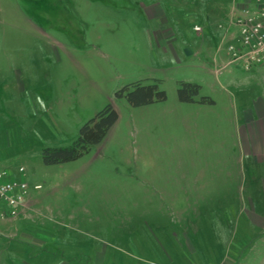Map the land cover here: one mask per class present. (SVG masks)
Here are the masks:
<instances>
[{
	"label": "rangeland",
	"instance_id": "rangeland-1",
	"mask_svg": "<svg viewBox=\"0 0 264 264\" xmlns=\"http://www.w3.org/2000/svg\"><path fill=\"white\" fill-rule=\"evenodd\" d=\"M240 2L0 0V168L31 201L0 219V264H264V71L227 66ZM137 84L166 100L131 106ZM109 105L101 144L45 163Z\"/></svg>",
	"mask_w": 264,
	"mask_h": 264
},
{
	"label": "built area",
	"instance_id": "built-area-1",
	"mask_svg": "<svg viewBox=\"0 0 264 264\" xmlns=\"http://www.w3.org/2000/svg\"><path fill=\"white\" fill-rule=\"evenodd\" d=\"M253 2L252 10L244 5L236 25L241 28L239 36L240 47L231 46L228 50L229 65L242 66L245 70L264 66V0H249ZM200 32V28H195ZM25 169H19L18 180L13 171L0 168V219L15 220L22 212L29 197V184L25 180ZM41 189L36 186L35 190Z\"/></svg>",
	"mask_w": 264,
	"mask_h": 264
},
{
	"label": "trees",
	"instance_id": "trees-1",
	"mask_svg": "<svg viewBox=\"0 0 264 264\" xmlns=\"http://www.w3.org/2000/svg\"><path fill=\"white\" fill-rule=\"evenodd\" d=\"M188 90H192V94H187ZM199 90L200 87L197 85L183 84L180 89V100L186 103L196 102L195 96L199 94ZM127 99L131 106L142 107L153 104L156 101L166 100V94L163 91H159V86L156 84L150 86L137 84L134 91L129 93ZM118 119V113L109 105L82 128L79 139L73 147L55 150L47 149L44 154L45 163L56 165L81 158L93 146L99 145L105 140L109 131L118 122Z\"/></svg>",
	"mask_w": 264,
	"mask_h": 264
},
{
	"label": "crops",
	"instance_id": "crops-1",
	"mask_svg": "<svg viewBox=\"0 0 264 264\" xmlns=\"http://www.w3.org/2000/svg\"><path fill=\"white\" fill-rule=\"evenodd\" d=\"M247 1L248 0H241V2L238 4V6H239L238 8H241L242 6L246 5ZM222 60H223V58H222ZM258 69H260L261 71H264V66L263 67H258ZM256 113H257V119H256V117H254L252 115V119H251V123L250 124H252L253 126H256V130L255 131H257V134H259L258 135V139L259 140H257L255 142L254 147H257V146L259 147L260 144H261V143H259V141L261 139L263 140V138H264V103L257 104V112ZM254 122H256L257 125ZM262 143H263V141H262ZM263 148H264V145H263ZM26 203L27 204H25V205H27L28 208L31 207V206H29V204L31 203V201L29 199L27 200ZM99 260L100 259H96L95 260L96 262H93V264H106L104 259L101 260V261H99Z\"/></svg>",
	"mask_w": 264,
	"mask_h": 264
}]
</instances>
